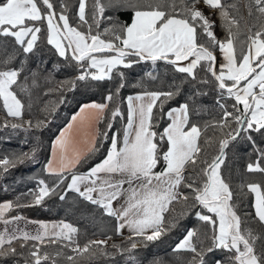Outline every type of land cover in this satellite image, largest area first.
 Segmentation results:
<instances>
[{"label":"snow or ice","instance_id":"1","mask_svg":"<svg viewBox=\"0 0 264 264\" xmlns=\"http://www.w3.org/2000/svg\"><path fill=\"white\" fill-rule=\"evenodd\" d=\"M239 2L246 15L240 14L236 0L231 4L227 0H77L74 14L68 0H0V38L11 40V44L0 45V106L5 112L0 128L27 131L40 126L39 121L33 125L24 120L25 104L18 93L29 90L22 58L34 54L41 40L80 69L69 82L73 90L77 82L111 81L115 74L117 82L106 95V103L80 108L81 113L95 110L97 121L127 86L120 66L128 69L142 62L156 65L163 61L183 74L167 90L148 89L141 83L143 90L127 97L122 135H113L106 156L86 172L75 170L82 159L69 156L67 129L61 132L46 164L47 173L56 177L52 186L39 180L38 190L27 194L32 197L28 205L0 203V224L4 226L0 230V260L22 257L24 264H57L65 248L75 253L65 256L69 264L85 254L127 253L133 259L138 247L160 240L180 218L194 214L205 228H189L175 245L173 251L191 254L179 264H264V147H258L253 136L258 134L264 144V0ZM202 5L223 19V39L216 35V22ZM120 10L131 12L130 23L105 15ZM105 21L111 26L100 31ZM146 75L150 81L159 79L152 72ZM185 85L191 96L165 112L164 104L181 95ZM207 87L218 89L220 118L204 126L222 134L215 155L204 147L211 146V139L200 143L202 127L193 120L196 98L206 94L200 89ZM225 92L233 100L230 108L222 102ZM123 115L118 105L111 111L113 120ZM165 117L168 123L158 131V122ZM71 119L75 121L77 116ZM111 129L109 123L100 139H107ZM241 137L256 152V158L246 165L247 173L261 177L239 186L241 192L247 189L254 194L252 212L239 208L231 176L222 172L226 150ZM98 150L93 142L89 152ZM35 154L33 149L5 156L0 159V172L35 159ZM69 192L116 219L117 234L130 230L122 244L111 245L115 252L107 251V240L81 245L75 239L79 229L71 223L31 221L39 225L31 232L19 227L21 221L28 223L25 217L8 215L14 208L40 205L52 195L65 200ZM176 204L181 205L178 213ZM168 213L174 215L166 220ZM49 248L57 250L49 252Z\"/></svg>","mask_w":264,"mask_h":264},{"label":"trees","instance_id":"2","mask_svg":"<svg viewBox=\"0 0 264 264\" xmlns=\"http://www.w3.org/2000/svg\"><path fill=\"white\" fill-rule=\"evenodd\" d=\"M73 5L70 11L74 14L77 0H68ZM234 0H227L231 4ZM240 8V14L246 15L242 3L236 0ZM235 15L236 13L233 12ZM106 16H112L113 21L130 23L131 12L120 10L117 12L106 11ZM215 26L219 30V38L223 39L225 35L224 21L216 11ZM72 16H70V20ZM111 23L105 21L100 26V31L105 27H110ZM243 38V37H241ZM11 44V40L0 38V45ZM25 63V76L28 77L29 90L27 92H19V96L25 104L24 120H31L33 125L38 121L40 126L33 127L27 131L24 129H5L0 128V159L8 156L11 158L15 154L31 152L35 149V159L26 160L22 164H17L16 167L9 169L7 172H0V203L13 201L19 202L21 205H28L32 202V197L27 195L29 190L37 191L39 180L43 179L50 187L56 180V177L50 175L46 171V164L50 159L51 149L54 140L59 135L60 131L67 125L71 117L86 103L97 102L106 103V95L109 91L114 90L117 78L115 74L113 80L104 81H86L77 82L74 90L70 81L75 80L79 75L80 69L76 63L71 60H65L58 56L55 49L47 45L43 40L38 44L34 54L23 57ZM30 71H27L29 70ZM120 71L125 73L127 86L123 88L117 97L109 104L101 116L99 122V132L96 146L98 151L90 152L82 158V163L76 166V171L86 172L92 165L102 160L107 151L110 149V141L115 133L122 135L123 127L127 119V97L141 92L143 87L148 89L163 88L167 90L173 81L179 82L183 78V74L176 73L170 65H166L163 61H158L156 65H152L150 61L142 62L133 65V67L125 69L122 66ZM152 72L158 75L159 79L150 81L146 73ZM33 75L35 83H32ZM203 75V73H200ZM204 95L196 98L197 112L193 115V120L202 127V136L200 143L204 145L207 139L212 140L211 146L204 145L206 151L210 155H215L218 143L222 134L218 129L213 127L205 128V125L214 124L220 118V109L217 106L218 89L207 87L200 89ZM191 96V90L188 85H185L181 95L164 104V111L170 108L177 107L184 103ZM223 103H226L229 108L233 103L231 98L227 97L225 92ZM119 106L123 116L111 118V111ZM5 117V112L0 106V119ZM11 120V118H8ZM15 122V121H12ZM112 124V129L107 131V139H100L99 134L107 130L108 124ZM167 118H163L158 122V131L166 126ZM258 147H264L261 144V137L258 134H253ZM227 151L226 163L222 168V172L226 175L230 174L231 183L234 189V200L242 211L252 212V202L254 194L244 189L240 190L242 182L261 179L259 174H249L246 171L247 163L256 158V152L253 146L246 138L241 137L230 143ZM174 207L177 213L181 210V205L176 204ZM200 210V209H197ZM9 216L21 215L28 219L44 220V221H65L73 224L79 229L75 234V239L83 245L89 240H107L112 238L111 242L107 243V251L115 252L111 247L112 244H122L126 237L119 236L116 231V219L103 215L101 211L94 205L79 198L73 192L67 193L65 200H60L59 195L46 197L40 205L22 206L14 208L8 214ZM173 213L166 214L168 220ZM189 228H200L202 231L205 226L200 222L194 214H187L179 219L175 227H173L160 240L149 242L146 247H138L133 251V259H129L127 253L116 254L114 256L100 255L78 256L75 258L74 264H153V261H159L161 264H179L180 261L190 258L188 252L173 251L175 245L183 238L186 230ZM135 238V237H134ZM138 239V238H135ZM19 250V242L15 243ZM57 249L49 248V252ZM25 253L27 249L24 250ZM64 256L57 258V264H69L65 259L66 255L75 253L70 248L64 249ZM219 255V253L217 254ZM24 264L22 257L7 258L0 260V264Z\"/></svg>","mask_w":264,"mask_h":264},{"label":"crops","instance_id":"3","mask_svg":"<svg viewBox=\"0 0 264 264\" xmlns=\"http://www.w3.org/2000/svg\"><path fill=\"white\" fill-rule=\"evenodd\" d=\"M134 95H136V94H134ZM91 103H93V102H91ZM91 103H86V104H91ZM95 103H97V102H95ZM74 115L77 116V119L75 121H72V119H70V121L67 123V125L65 127H63V129L60 131V133L56 137V139L60 136L61 132H65V130L67 129L65 134L70 140L69 156L72 159H75L76 156L79 155L82 159L85 155L90 153L89 149L92 147L93 142H95V144L97 142L100 120L99 121L96 120L97 113L93 109H86L83 113H81L80 109H79ZM70 123H71L72 127L69 129L68 125ZM56 139L53 142L51 154H52L53 148L55 146ZM50 158H51V155H50ZM57 160H59V152H57ZM100 161H98L97 163H99ZM94 165H92V166H94ZM26 219H27L28 223L25 224L24 221H21L19 223V227H21V228L26 227V230L31 231V232H34L39 227L38 224L31 223V221H43V222H48V223L55 222V221L33 220V219H28V218H26ZM116 222H117V220H116ZM3 227H4L3 224H0V230H2ZM129 235H130V230L125 228L123 230L122 235H119V236H129Z\"/></svg>","mask_w":264,"mask_h":264},{"label":"rangeland","instance_id":"4","mask_svg":"<svg viewBox=\"0 0 264 264\" xmlns=\"http://www.w3.org/2000/svg\"><path fill=\"white\" fill-rule=\"evenodd\" d=\"M203 7V10L205 12L206 15H211V18L212 20H214L216 22V19H217V16H216V11L215 10H212V9H209L208 7ZM215 32H216V35L219 36V30H218V27L215 26ZM218 57L220 56L219 52L217 53ZM113 239L110 238V239H107L108 242H111Z\"/></svg>","mask_w":264,"mask_h":264},{"label":"water","instance_id":"5","mask_svg":"<svg viewBox=\"0 0 264 264\" xmlns=\"http://www.w3.org/2000/svg\"><path fill=\"white\" fill-rule=\"evenodd\" d=\"M218 56V55H217ZM219 58V57H218Z\"/></svg>","mask_w":264,"mask_h":264},{"label":"built area","instance_id":"6","mask_svg":"<svg viewBox=\"0 0 264 264\" xmlns=\"http://www.w3.org/2000/svg\"><path fill=\"white\" fill-rule=\"evenodd\" d=\"M218 53V52H217Z\"/></svg>","mask_w":264,"mask_h":264}]
</instances>
